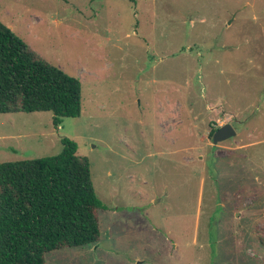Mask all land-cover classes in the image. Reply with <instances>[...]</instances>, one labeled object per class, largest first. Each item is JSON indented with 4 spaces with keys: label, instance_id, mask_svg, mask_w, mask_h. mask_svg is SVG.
<instances>
[{
    "label": "rangeland",
    "instance_id": "1",
    "mask_svg": "<svg viewBox=\"0 0 264 264\" xmlns=\"http://www.w3.org/2000/svg\"><path fill=\"white\" fill-rule=\"evenodd\" d=\"M0 22L81 84L58 128L0 114V163L66 137L104 206L97 244L45 264H264V0H0Z\"/></svg>",
    "mask_w": 264,
    "mask_h": 264
},
{
    "label": "trees",
    "instance_id": "2",
    "mask_svg": "<svg viewBox=\"0 0 264 264\" xmlns=\"http://www.w3.org/2000/svg\"><path fill=\"white\" fill-rule=\"evenodd\" d=\"M41 112L53 114L56 128L62 118L79 117L81 84L0 22V114ZM60 142L58 155L0 163V264H45L52 251L100 240L104 206L89 161L75 142Z\"/></svg>",
    "mask_w": 264,
    "mask_h": 264
},
{
    "label": "water",
    "instance_id": "3",
    "mask_svg": "<svg viewBox=\"0 0 264 264\" xmlns=\"http://www.w3.org/2000/svg\"><path fill=\"white\" fill-rule=\"evenodd\" d=\"M236 135V132L231 124L227 123L223 126H220L212 134L211 140L212 144L216 145L217 143L224 142L228 139L233 138Z\"/></svg>",
    "mask_w": 264,
    "mask_h": 264
},
{
    "label": "flooded vegetation",
    "instance_id": "4",
    "mask_svg": "<svg viewBox=\"0 0 264 264\" xmlns=\"http://www.w3.org/2000/svg\"><path fill=\"white\" fill-rule=\"evenodd\" d=\"M232 127H233V125H232Z\"/></svg>",
    "mask_w": 264,
    "mask_h": 264
}]
</instances>
